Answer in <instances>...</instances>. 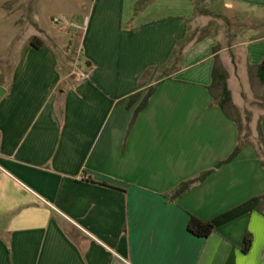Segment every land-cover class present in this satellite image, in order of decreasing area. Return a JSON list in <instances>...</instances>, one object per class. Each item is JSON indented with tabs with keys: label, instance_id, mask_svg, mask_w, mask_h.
<instances>
[{
	"label": "crops",
	"instance_id": "crops-1",
	"mask_svg": "<svg viewBox=\"0 0 264 264\" xmlns=\"http://www.w3.org/2000/svg\"><path fill=\"white\" fill-rule=\"evenodd\" d=\"M209 5L264 12V0ZM196 6L0 0V264H264L258 211L207 238L187 229L264 196V111L256 141L218 167L237 146L240 107L216 104L212 78L218 62L231 96L241 70L259 81L264 36L250 39L252 27L222 48L195 38ZM69 38L83 78L62 68Z\"/></svg>",
	"mask_w": 264,
	"mask_h": 264
},
{
	"label": "rangeland",
	"instance_id": "rangeland-1",
	"mask_svg": "<svg viewBox=\"0 0 264 264\" xmlns=\"http://www.w3.org/2000/svg\"><path fill=\"white\" fill-rule=\"evenodd\" d=\"M209 1L211 2V0H196L198 7L197 19L191 25V34L195 38L213 35L220 41L218 48H222L234 43L236 35H241L252 27L258 26V31L250 34V39L264 36V12L235 7L228 10L222 9V11L219 8H215L212 11L209 9ZM11 6L13 7V5ZM202 11L211 15H203ZM27 22L25 21V24H28ZM75 41L77 40L69 38L66 43L65 53H59L63 70L66 74H72V76L77 73L81 74L79 72L81 70L80 53L73 47ZM235 75H239L237 70L235 71ZM241 78L242 80H234V83L231 82L230 84L233 103L240 107L238 112L232 113L233 116L240 120L242 133L246 141L255 142L258 116L264 111V85L260 81H257L251 72L248 73L247 78L246 73L241 70ZM249 127L252 135L248 130Z\"/></svg>",
	"mask_w": 264,
	"mask_h": 264
},
{
	"label": "trees",
	"instance_id": "trees-1",
	"mask_svg": "<svg viewBox=\"0 0 264 264\" xmlns=\"http://www.w3.org/2000/svg\"><path fill=\"white\" fill-rule=\"evenodd\" d=\"M142 5V4H141ZM140 5V6H141ZM196 10H198V7L196 6ZM198 12V11H197ZM203 15H211L207 12L202 11ZM31 44L35 47H37L36 44L32 41ZM257 76L261 84L264 85V60L263 62L258 66L257 68ZM212 78H213V87L218 86L220 88V95L219 97L215 100L216 104L224 110L226 107H229L232 105V96L231 92L228 89L227 86V79L228 75L225 69L222 67L220 63H215V66L212 71ZM155 90V87H152L148 90L145 98L143 99L142 103L140 104L139 108L136 110L135 116L143 111L150 99V97L153 95ZM139 95H135L131 97L133 98H138ZM238 126V139H237V146L235 150L233 151L232 155L223 163L219 164V166L229 163L233 161L248 145L249 142L246 141L245 136L242 133V125L241 123H237ZM260 130V129H259ZM260 142L263 144L262 136H261V130H260ZM264 166V164H263ZM207 174L202 175L201 177L188 181L184 184H182L179 189L175 192L176 196H181L186 190H188L193 184L201 182ZM252 211H258L262 214H264V196L253 199L244 205L234 209L233 211L222 215L218 217L217 219L211 221V222H202L194 217H192L188 223L187 229L189 233L193 234L194 236L198 238H207L209 237L216 228H218L220 225H223L227 222H230L231 220H234L246 213L252 212ZM251 247V239L250 235H247L244 239L243 247L242 250L243 252H247Z\"/></svg>",
	"mask_w": 264,
	"mask_h": 264
},
{
	"label": "built area",
	"instance_id": "built-area-1",
	"mask_svg": "<svg viewBox=\"0 0 264 264\" xmlns=\"http://www.w3.org/2000/svg\"><path fill=\"white\" fill-rule=\"evenodd\" d=\"M60 22L66 23L65 19H60ZM80 76H81V78L85 77V75H83L82 73L80 74ZM0 170H1V168H0Z\"/></svg>",
	"mask_w": 264,
	"mask_h": 264
}]
</instances>
